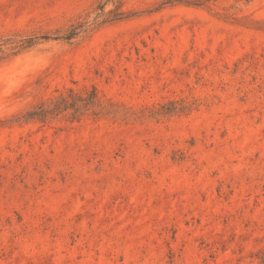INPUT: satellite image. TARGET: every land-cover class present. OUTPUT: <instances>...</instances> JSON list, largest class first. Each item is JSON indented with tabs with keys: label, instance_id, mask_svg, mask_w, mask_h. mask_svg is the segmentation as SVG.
<instances>
[{
	"label": "rangeland",
	"instance_id": "1",
	"mask_svg": "<svg viewBox=\"0 0 264 264\" xmlns=\"http://www.w3.org/2000/svg\"><path fill=\"white\" fill-rule=\"evenodd\" d=\"M0 49V264H264V0H0Z\"/></svg>",
	"mask_w": 264,
	"mask_h": 264
},
{
	"label": "trees",
	"instance_id": "2",
	"mask_svg": "<svg viewBox=\"0 0 264 264\" xmlns=\"http://www.w3.org/2000/svg\"><path fill=\"white\" fill-rule=\"evenodd\" d=\"M113 1V0H106ZM124 17L123 12H118L113 14L111 20L121 19ZM78 27H73L67 31L63 36L59 37L65 41H70L77 34ZM42 38H47L45 35ZM35 38H28L25 40L20 47L25 48L34 44ZM1 52V49H0ZM99 105L98 98L96 97L95 89H92L86 96L78 95L71 90L66 95H59L54 100L49 101L48 103H41L37 105L34 109L28 111L24 115V120H34L38 122H45L49 118L59 114L64 110H70L69 115L71 118H76L81 112L87 109V106L90 105Z\"/></svg>",
	"mask_w": 264,
	"mask_h": 264
}]
</instances>
